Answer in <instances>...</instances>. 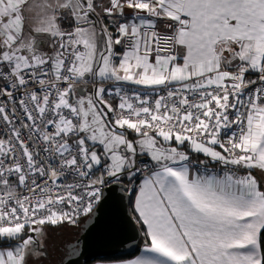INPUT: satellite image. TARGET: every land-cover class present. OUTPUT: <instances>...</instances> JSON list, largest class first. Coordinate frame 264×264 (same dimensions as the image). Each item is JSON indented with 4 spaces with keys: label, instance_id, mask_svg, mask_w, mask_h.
Listing matches in <instances>:
<instances>
[{
    "label": "snow or ice",
    "instance_id": "snow-or-ice-1",
    "mask_svg": "<svg viewBox=\"0 0 264 264\" xmlns=\"http://www.w3.org/2000/svg\"><path fill=\"white\" fill-rule=\"evenodd\" d=\"M125 182L123 264H264V0H0V264Z\"/></svg>",
    "mask_w": 264,
    "mask_h": 264
},
{
    "label": "water",
    "instance_id": "water-1",
    "mask_svg": "<svg viewBox=\"0 0 264 264\" xmlns=\"http://www.w3.org/2000/svg\"><path fill=\"white\" fill-rule=\"evenodd\" d=\"M124 186L109 185L92 214L80 224L79 236L67 245L64 264H88L98 257L135 254L142 237ZM61 264V261L58 263Z\"/></svg>",
    "mask_w": 264,
    "mask_h": 264
},
{
    "label": "rangeland",
    "instance_id": "rangeland-1",
    "mask_svg": "<svg viewBox=\"0 0 264 264\" xmlns=\"http://www.w3.org/2000/svg\"><path fill=\"white\" fill-rule=\"evenodd\" d=\"M78 227L73 228L71 225H63L58 228L46 226L51 253L46 264H58L61 261L67 251L68 244L66 242H73L79 236Z\"/></svg>",
    "mask_w": 264,
    "mask_h": 264
},
{
    "label": "trees",
    "instance_id": "trees-1",
    "mask_svg": "<svg viewBox=\"0 0 264 264\" xmlns=\"http://www.w3.org/2000/svg\"><path fill=\"white\" fill-rule=\"evenodd\" d=\"M132 198H133V195L131 196V199H130V209H131V212H132L134 218L137 221V217H136L135 213L133 212V200H132ZM138 225H139V227L142 230V237H141V240H140V243H139V247L137 249V252L135 254L128 255V256H125V257H98V258L90 261L88 264H90V263H92L94 261H118V260L130 259V258L134 257L140 251L141 247L143 245H145L146 239H147L146 236H145V228H144V226L142 224H140V223H138ZM77 229H78V231L80 233V230H81L80 224H79V227Z\"/></svg>",
    "mask_w": 264,
    "mask_h": 264
},
{
    "label": "crops",
    "instance_id": "crops-1",
    "mask_svg": "<svg viewBox=\"0 0 264 264\" xmlns=\"http://www.w3.org/2000/svg\"><path fill=\"white\" fill-rule=\"evenodd\" d=\"M194 155H197V154H194ZM200 159H204V157L200 156ZM141 182H142V180H141ZM132 200H133V198H132ZM135 215H136V213H135ZM143 226H144L145 231H146V226L145 225H143ZM144 247H145V245H143L141 247L140 251L134 257H132L130 259H124V260H118V261H94L90 264H123V262L135 259L136 257H139V256L146 255V253L144 252Z\"/></svg>",
    "mask_w": 264,
    "mask_h": 264
},
{
    "label": "built area",
    "instance_id": "built-area-1",
    "mask_svg": "<svg viewBox=\"0 0 264 264\" xmlns=\"http://www.w3.org/2000/svg\"><path fill=\"white\" fill-rule=\"evenodd\" d=\"M129 88H131V87H135V86H128ZM150 163V162H149ZM209 170L210 171H213V172H216V173H220V168L219 167H216V166H212V165H209ZM239 174H243L242 172L241 173H239ZM143 179V177L142 176H138L137 177V183H140L141 182V180ZM125 186L127 187V188H131V185H127V182H125ZM127 193L130 195V196H132L134 193H130L129 191H127ZM97 207V205L95 206V208ZM94 208V209H95ZM87 217H81L80 218V222H79V224H81L85 219H86Z\"/></svg>",
    "mask_w": 264,
    "mask_h": 264
},
{
    "label": "flooded vegetation",
    "instance_id": "flooded-vegetation-1",
    "mask_svg": "<svg viewBox=\"0 0 264 264\" xmlns=\"http://www.w3.org/2000/svg\"><path fill=\"white\" fill-rule=\"evenodd\" d=\"M65 253H66V251H65ZM65 255V254H64Z\"/></svg>",
    "mask_w": 264,
    "mask_h": 264
}]
</instances>
